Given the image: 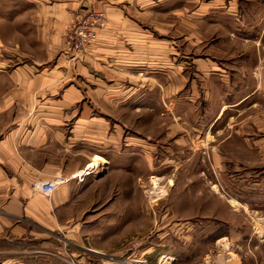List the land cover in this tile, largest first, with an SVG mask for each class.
<instances>
[{"label": "rangeland", "instance_id": "1", "mask_svg": "<svg viewBox=\"0 0 264 264\" xmlns=\"http://www.w3.org/2000/svg\"><path fill=\"white\" fill-rule=\"evenodd\" d=\"M108 2L97 8L96 0H84L74 9L50 59L51 67L60 61L62 74L49 100L61 106L55 110L63 121L57 130L71 132L67 173L83 170L95 154L112 157L69 182L71 201L59 210L66 232L56 233L66 264H264V0ZM112 6L127 8L126 15L138 21L135 41L146 43L150 57L144 63L136 57L130 67L108 58L83 70L79 61L99 59L101 31L116 45L129 38L126 29L110 26ZM238 6L248 13V25L228 30L230 16L216 11ZM99 13L105 27L74 55L67 43L77 21ZM9 23L0 32L10 45L2 48L0 70L13 65L2 61L14 60L16 51L20 63L41 56L37 30L25 28L21 36ZM112 68L129 74L114 98L106 89L115 80L100 79ZM212 69L245 74L242 93L253 95L239 107L226 106L210 127L224 93L233 91L212 80ZM177 71L183 87L176 91ZM69 88L74 95L66 106Z\"/></svg>", "mask_w": 264, "mask_h": 264}, {"label": "crops", "instance_id": "2", "mask_svg": "<svg viewBox=\"0 0 264 264\" xmlns=\"http://www.w3.org/2000/svg\"><path fill=\"white\" fill-rule=\"evenodd\" d=\"M108 1L110 0H96L95 6L106 7ZM79 5L84 6V0H0V32L11 28L10 21L21 29V36L24 35L25 28L33 27L39 33L37 46L41 49V56L31 59L29 63H20L23 57L16 56L20 55L16 51L15 58H11L14 60L2 61H12L13 65L6 64L0 70V264L68 263L65 250L63 249V253L59 252L62 249L61 246L57 247L56 233L57 230L63 231V234L66 232L60 223L59 210L70 203L72 193L69 182L73 180L71 176L79 170L67 173V168L70 167L66 159L67 152L71 149V132L64 133L61 128L57 130V127L63 126V121L55 112L61 106L55 100L53 103L49 100L55 94V87L62 74L58 65L60 61L57 60L56 65L51 67L50 59L60 48L68 17ZM107 10L105 8L106 12ZM126 10L128 9L112 6L107 15L113 29L127 30L128 40L125 43L117 41L116 45L115 41L111 43L113 39L109 38L105 30L101 31L96 45L100 61L97 58L94 61L93 57L86 58L85 64L82 60L79 61L83 70L88 64L96 62L100 65L108 58H116L118 63H126V67H130L133 65L131 63L135 65L136 57H143L140 60L143 63L150 57L144 41H137L138 45L136 44L138 21L130 19ZM218 11L230 16L229 22L233 26L228 30H238L244 24L248 25V13L241 12L239 6L235 11L229 8L216 12ZM1 36L0 53L3 52L2 48L10 46L8 40ZM23 40H16L14 46L18 48L23 45ZM41 65L45 67H40ZM110 70V74L103 71L104 78L100 79L103 81L110 77L115 80L112 87L106 90L113 91L112 98L119 97L120 79L129 74L113 68ZM212 71V80L216 79L219 86H231L233 91L228 95L224 93L221 108L208 123L210 127L215 126L224 112L228 111L226 106L239 107L253 95L242 93V88L247 86V77L243 76L245 74L235 72L234 76H225L217 69ZM182 76L178 77V71L175 75L172 74L176 91L183 87ZM228 77L230 82L227 83L224 80ZM232 79L234 81L231 82ZM256 83V88L260 87L258 80ZM69 91L71 92L64 93L63 104L66 106L71 105L73 100L72 89L69 88ZM84 112L87 113L86 110ZM93 156L105 159L106 163L112 160L110 156Z\"/></svg>", "mask_w": 264, "mask_h": 264}, {"label": "built area", "instance_id": "3", "mask_svg": "<svg viewBox=\"0 0 264 264\" xmlns=\"http://www.w3.org/2000/svg\"><path fill=\"white\" fill-rule=\"evenodd\" d=\"M105 25L106 20L103 13H99L95 17L85 16L84 18H80L77 21V31H74V35L71 37V41L67 43V45L71 46L70 51L75 53L74 55H76V53H80L96 39L97 29L103 28L105 27ZM72 57L73 56H71V58Z\"/></svg>", "mask_w": 264, "mask_h": 264}, {"label": "bare ground", "instance_id": "4", "mask_svg": "<svg viewBox=\"0 0 264 264\" xmlns=\"http://www.w3.org/2000/svg\"><path fill=\"white\" fill-rule=\"evenodd\" d=\"M105 160L103 159V158H99V157H95L94 159H92V162L90 163V164H88L83 170H80V171H78V172H76V174H74V175H72L71 176V179H74V178H79V177H82V176H84V175H88V174H90L92 171H93V169H95L96 168V164H97V162H104ZM105 164V163H104ZM60 180V179H59ZM153 181H154V179H153ZM152 181V182H153ZM54 184H58V182L57 183H55L54 182ZM155 184V183H154ZM53 185V184H52ZM151 200H152V198H151ZM231 204H235L236 202L234 201V200H230L229 201ZM237 205V204H236ZM235 206V205H234Z\"/></svg>", "mask_w": 264, "mask_h": 264}]
</instances>
